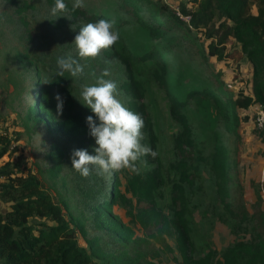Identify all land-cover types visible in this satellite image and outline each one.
<instances>
[{
    "label": "rangeland",
    "instance_id": "374dc122",
    "mask_svg": "<svg viewBox=\"0 0 264 264\" xmlns=\"http://www.w3.org/2000/svg\"><path fill=\"white\" fill-rule=\"evenodd\" d=\"M14 1L11 4L10 0H0V11H9L15 23L9 26L8 22L4 23L5 17L0 22V63L7 51L14 54L17 50L27 48L34 59V66L28 73L25 89L14 98H8L0 88V132L7 133L11 139L15 133H21L20 138L12 141L8 152L0 158V181L4 180L2 173L10 169L4 164L6 162L21 163L35 172L40 168L44 172L40 175L45 186L49 187L54 199L64 206L66 216L82 223V228L76 234L79 245L89 248L92 243L100 244L106 252L127 251L130 256L139 255L138 264H188L173 231L160 233L155 227L145 228L137 221H132L130 207L124 203L125 199H131L133 212H136L135 199L125 190L126 181L133 175L149 171L159 161L163 178L155 196L163 213L171 216V188L177 178L172 167L175 161L173 143L174 136L180 131V124L171 112V98H177L183 104L181 111L191 127L196 158L207 160L194 159L197 178L194 186L186 189V219L195 247L189 256L201 257L210 249H215L217 256H220L230 243L251 239L254 232L250 226H236L235 220L219 203L216 181L208 162L214 150L216 135L219 134L230 167L229 199L233 206L242 202L252 212L256 192L260 191L264 198V132L257 124L258 114L264 106L253 102L246 108L237 107L232 115H238V121L232 118L224 120L214 100L202 94L204 89L217 81L226 89L225 92H217L223 101L230 95L254 97L252 63L245 54L240 57L236 55L235 58L228 56L235 48L240 50V44L235 43V40L227 43L224 49L226 55L222 58L211 55L208 50L211 38L204 29L194 28L190 24V16L182 12L183 8L187 11L196 9L198 0H149V3L132 0L138 12L137 17L150 21L154 15L158 19L162 32L160 38L152 37L146 28L138 24L135 15L120 8L121 0H84L85 7L79 12L67 11L56 16L50 13L53 6L47 0ZM68 1L72 5L73 0ZM19 7L22 8L21 13L16 12ZM150 8L154 10L150 11ZM255 11L256 8L252 6V12ZM88 14L113 22L120 39L96 59L81 61L85 65L81 75L72 77L65 73L61 79L69 89L76 108L84 113L91 111L82 105V88L92 84L95 76H99L106 68L111 75L105 79L116 82L118 99L125 106L134 100V92L128 91L126 85L131 79L143 84L151 126L144 123L141 143L149 146L147 134L151 130L157 139V155L155 158L148 157L147 161L136 162L137 172L124 170L111 177H99L93 171L88 178H83L71 168L70 156L74 149H87L89 154L94 155V139L89 145L85 139L58 135L57 130L49 128L46 122L37 126V122L26 117L25 107L28 103L35 102L37 93L48 91L54 119L61 120L65 112L64 105L62 114L57 116V101L54 99L57 93L63 98L60 87L53 83L57 72L56 61L58 57L74 55L72 42L79 28L86 23H94ZM172 15L181 22L177 23ZM23 20L27 23V31L21 25ZM124 51L131 55L134 63L124 61ZM151 53L160 55L161 63L167 67L165 73L162 74L160 64L150 58ZM42 119L44 121V117ZM24 123L32 128L29 133L24 131ZM56 136L65 148L66 162L59 171L51 172V143ZM115 184H118L119 198L110 210L103 209L106 207L104 203L110 200ZM0 204L5 207V203ZM100 209H103L104 218L118 220L132 228L133 238L122 241L112 230L99 226L101 217L97 213ZM39 221L38 217H32L29 223L36 225Z\"/></svg>",
    "mask_w": 264,
    "mask_h": 264
},
{
    "label": "trees",
    "instance_id": "16d2710c",
    "mask_svg": "<svg viewBox=\"0 0 264 264\" xmlns=\"http://www.w3.org/2000/svg\"><path fill=\"white\" fill-rule=\"evenodd\" d=\"M47 1L54 6V0ZM65 2L71 11L72 5L68 0ZM196 2V9L187 11L183 8L182 12L190 16V24L194 28L204 29L205 34L211 38L208 43L209 53L222 58L226 55L225 45L235 40V43L240 44L241 49L235 48L228 56L235 58L236 55L240 57L245 54L252 63L254 97L243 94L230 95L223 101L217 92H225L226 89L217 81L202 91V94L214 100L224 120L232 118L237 122L238 115H232L237 107L246 108L253 102L264 106V0H198ZM10 3L14 4L15 1L10 0ZM252 6L256 8L255 12H252ZM120 8L135 15L138 24L146 28L152 37L162 36L158 19L154 15L150 21L137 17L138 12L134 9L132 0H121ZM149 10L153 11L154 8ZM18 11L21 13L22 8H17L16 12ZM75 12H79V9ZM87 16L94 22L104 19V17L89 14ZM2 18L4 23H9V26L15 24L7 10L0 11V22ZM173 19L177 23L181 22L177 16H173ZM21 25L27 31V23L24 20ZM4 27L7 26L4 24ZM123 54L125 62L134 63L128 52L124 51ZM150 58L153 62L160 64L162 74L166 72L167 67L161 63L160 55L151 53ZM33 63L34 59L27 48L17 50L14 54L12 51L5 53V58L0 63V88L8 98H14L25 89V81L31 67L34 66ZM160 79L162 80V77ZM53 83L60 87L63 96L65 112L61 115V120L54 119L48 91L37 93L35 102L28 103L25 107L27 119H33L37 122V126L46 122L49 128L57 130L58 135L85 139L90 145L93 143V138L88 134L85 118L92 113H84L76 108V103L61 77L55 75ZM126 89L134 92V100L126 107L138 113L144 123L151 126L150 114L144 101L143 84L131 79ZM171 103L172 115L180 124V131L174 136L173 143L175 161L172 167L177 178L173 181L171 188V216L163 213L155 196L163 178L161 164L158 161L149 171L133 175L126 181L125 190L135 199L137 208L136 212H133L131 199L124 200V196L121 195V199L130 207L131 220L137 221L145 228L155 227L160 233L173 231L176 234L180 252L188 264H264V198L260 191L256 192L252 212L248 211L242 202L236 206L232 205L228 190L230 167L226 149L219 134L216 135L214 150L208 162L216 181L219 203L235 220L236 226L248 225L254 233L251 239H240L230 243L220 256H217L215 249H210L201 257L189 256L193 254L195 247L186 219V189L193 187L197 178V165L193 164L197 151L189 121L181 111L183 104L177 98H171ZM31 129L30 125L24 123L26 133H29ZM20 134V132L15 133V137L11 139L7 133L0 132V158L8 152L12 141L20 138ZM147 138L149 147L156 152L157 139L151 130ZM60 140L56 136L51 143V172L59 171L62 164L66 162L65 148ZM148 157L151 156L142 157L137 162L147 161ZM196 160L207 161L203 157H197ZM4 164L7 167L10 166V169L2 173L4 180L0 181V203H5V207L0 204V264H138L139 255L130 256L127 251L106 252L100 244L91 243L89 248L79 245L76 234L79 228H82V223L75 221L69 215L66 216L64 206L54 199L49 187L45 186L44 179L41 177L44 172L40 168H37L35 172L30 167L17 162ZM118 194V184H115L110 200L104 203L106 207L103 209L110 210L118 200ZM103 209L97 213L101 217L99 226L112 230L122 241H130L134 236L133 229L118 220L104 218ZM32 217H38L40 221L32 225L29 223ZM95 259L98 260L97 263Z\"/></svg>",
    "mask_w": 264,
    "mask_h": 264
},
{
    "label": "clouds",
    "instance_id": "9594fccd",
    "mask_svg": "<svg viewBox=\"0 0 264 264\" xmlns=\"http://www.w3.org/2000/svg\"><path fill=\"white\" fill-rule=\"evenodd\" d=\"M84 7V0H73L71 11ZM67 11L69 8L65 0H54L50 9L53 16ZM119 39V32L111 21L99 19L84 24L72 42L74 55L57 58L56 75L64 77L68 73L78 77L85 67L81 61L96 59L103 51L115 46ZM110 75V70L104 69L99 76H95L92 84L83 86L80 93L82 105L92 113L85 118V123L95 143L94 155L86 149H74L71 153V168L83 178H88L93 171L99 177H111L124 170L137 172V161L145 156L155 158L157 155L151 147L141 143L144 120L118 99L116 82L105 79ZM54 99L59 116L63 111V98L57 93Z\"/></svg>",
    "mask_w": 264,
    "mask_h": 264
},
{
    "label": "built area",
    "instance_id": "2783aa9c",
    "mask_svg": "<svg viewBox=\"0 0 264 264\" xmlns=\"http://www.w3.org/2000/svg\"><path fill=\"white\" fill-rule=\"evenodd\" d=\"M257 124H258V127L264 132V109L261 110L258 114Z\"/></svg>",
    "mask_w": 264,
    "mask_h": 264
}]
</instances>
